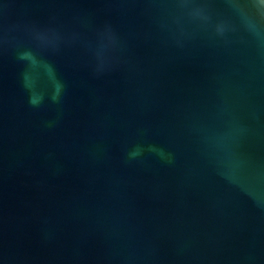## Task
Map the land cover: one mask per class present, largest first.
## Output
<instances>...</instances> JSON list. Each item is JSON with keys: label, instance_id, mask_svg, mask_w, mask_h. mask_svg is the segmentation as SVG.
<instances>
[{"label": "water", "instance_id": "1", "mask_svg": "<svg viewBox=\"0 0 264 264\" xmlns=\"http://www.w3.org/2000/svg\"><path fill=\"white\" fill-rule=\"evenodd\" d=\"M0 264H264V0H0Z\"/></svg>", "mask_w": 264, "mask_h": 264}, {"label": "clouds", "instance_id": "2", "mask_svg": "<svg viewBox=\"0 0 264 264\" xmlns=\"http://www.w3.org/2000/svg\"><path fill=\"white\" fill-rule=\"evenodd\" d=\"M58 91H59V89H57V92H58ZM54 98H55V97H54ZM40 102H41V101H38L35 97H33V96L30 97V103H31L32 105H34V106H38Z\"/></svg>", "mask_w": 264, "mask_h": 264}]
</instances>
